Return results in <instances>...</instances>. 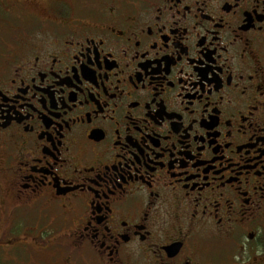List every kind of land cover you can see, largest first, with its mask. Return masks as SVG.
Listing matches in <instances>:
<instances>
[{
  "label": "flooded vegetation",
  "instance_id": "af4514ba",
  "mask_svg": "<svg viewBox=\"0 0 264 264\" xmlns=\"http://www.w3.org/2000/svg\"><path fill=\"white\" fill-rule=\"evenodd\" d=\"M0 250L264 264V0H1Z\"/></svg>",
  "mask_w": 264,
  "mask_h": 264
},
{
  "label": "rangeland",
  "instance_id": "374dc122",
  "mask_svg": "<svg viewBox=\"0 0 264 264\" xmlns=\"http://www.w3.org/2000/svg\"><path fill=\"white\" fill-rule=\"evenodd\" d=\"M0 6H1V0H0ZM11 23H15V21H11ZM3 25L5 26V23H3ZM16 259V261L12 260V259ZM20 259V256L18 254H14L12 256H10V254H6L3 252H1L0 250V264H17L18 260Z\"/></svg>",
  "mask_w": 264,
  "mask_h": 264
}]
</instances>
